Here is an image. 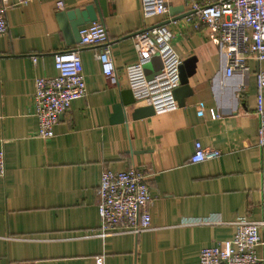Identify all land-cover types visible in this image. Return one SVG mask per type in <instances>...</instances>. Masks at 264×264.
<instances>
[{"label":"crops","instance_id":"crops-1","mask_svg":"<svg viewBox=\"0 0 264 264\" xmlns=\"http://www.w3.org/2000/svg\"><path fill=\"white\" fill-rule=\"evenodd\" d=\"M63 2L59 8L58 0H9V30L0 35V150L7 168L0 178V264H95L101 254L104 264H200L204 247L233 238L236 221L263 219L256 74L264 60L252 57L249 71L228 76L221 44L205 26L173 21L170 11L147 17L142 0H107L103 24L117 82L103 73L96 48L81 46L87 94L43 139L36 135L35 80L57 75L54 54L79 45L67 43L58 14L93 0ZM166 2L189 12L185 0ZM162 23L182 61L197 59L193 92L175 111L135 119L133 111L149 105L136 101L121 120L114 106L130 88L127 66L138 61L132 37ZM196 141L222 155L191 162ZM132 167L148 177L151 228L102 237V172Z\"/></svg>","mask_w":264,"mask_h":264},{"label":"built area","instance_id":"built-area-1","mask_svg":"<svg viewBox=\"0 0 264 264\" xmlns=\"http://www.w3.org/2000/svg\"><path fill=\"white\" fill-rule=\"evenodd\" d=\"M34 0H17L27 5ZM189 14L185 22L195 30L205 26L221 44V52L227 58V73L249 71V59L264 60V0H185ZM9 0H2L0 7V35L8 33L6 11ZM58 7H64L58 0ZM145 16L167 14L166 0H142ZM179 20V19H178ZM177 21V20H175ZM79 45L54 54L55 76H40L35 80L33 96L38 119L36 135L43 139L55 135L54 128L60 116L70 110L72 103L87 94V84L80 55L81 46L96 48L103 73L112 83L117 82L108 31L104 24L92 22L81 26ZM138 53V61L127 66L129 86L138 102L153 106L156 114L177 110L180 105L175 90L180 86L182 59L172 45L173 32L167 24H157L135 33L132 37ZM159 55L161 72L148 79L146 66ZM258 88L257 113L260 128L257 144L264 146V69L256 74ZM212 118L219 115L212 112ZM221 150L204 147L195 142L191 162L197 163L218 158ZM6 155L0 150V178L6 176ZM261 210L263 219L257 222L239 219L235 222L233 238L216 245L204 247L200 252V264H264V254L258 255L257 247L263 243L264 232V175L261 182ZM154 202L146 173L137 168L124 171L105 169L100 182L98 210L101 220L100 236L113 232L140 233L151 228L150 205ZM105 255L95 256V264H104Z\"/></svg>","mask_w":264,"mask_h":264},{"label":"water","instance_id":"water-1","mask_svg":"<svg viewBox=\"0 0 264 264\" xmlns=\"http://www.w3.org/2000/svg\"><path fill=\"white\" fill-rule=\"evenodd\" d=\"M107 0H93L92 3L87 4L83 9L77 8L68 11H61L58 14V20L62 31L65 34L66 41L69 45L79 43L81 41L80 28L83 25L100 22L103 24V18L107 14ZM183 8L169 7L170 14L173 16V21L185 17L189 12H182ZM196 57H190L184 60L180 67V86L175 90V97L180 106L185 104L186 98L192 94V88L190 86V77L196 72ZM153 68L150 69L149 65L146 67L148 79H152L156 74L161 72L162 62L159 55H156L152 62ZM136 102L134 94L131 88L122 92V100L114 106V110L119 112L122 117L121 120H125L126 107ZM155 114L154 108L151 105L145 107L136 108L132 116L133 118H140Z\"/></svg>","mask_w":264,"mask_h":264}]
</instances>
